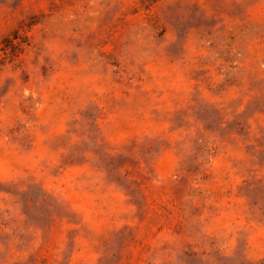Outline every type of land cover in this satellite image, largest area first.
<instances>
[{
	"label": "rangeland",
	"instance_id": "rangeland-1",
	"mask_svg": "<svg viewBox=\"0 0 264 264\" xmlns=\"http://www.w3.org/2000/svg\"><path fill=\"white\" fill-rule=\"evenodd\" d=\"M0 264H264V0H0Z\"/></svg>",
	"mask_w": 264,
	"mask_h": 264
}]
</instances>
